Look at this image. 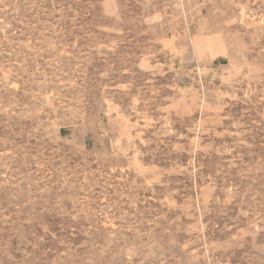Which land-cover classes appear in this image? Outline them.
I'll return each instance as SVG.
<instances>
[{
    "label": "rangeland",
    "instance_id": "374dc122",
    "mask_svg": "<svg viewBox=\"0 0 264 264\" xmlns=\"http://www.w3.org/2000/svg\"><path fill=\"white\" fill-rule=\"evenodd\" d=\"M0 264H264V0H0Z\"/></svg>",
    "mask_w": 264,
    "mask_h": 264
}]
</instances>
